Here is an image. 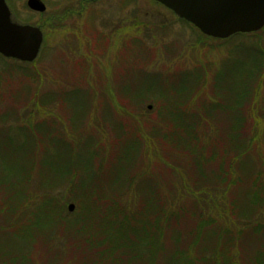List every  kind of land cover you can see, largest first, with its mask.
Listing matches in <instances>:
<instances>
[{"label": "rangeland", "instance_id": "374dc122", "mask_svg": "<svg viewBox=\"0 0 264 264\" xmlns=\"http://www.w3.org/2000/svg\"><path fill=\"white\" fill-rule=\"evenodd\" d=\"M48 2L58 15L43 29L39 59L0 61V264H209L205 252L253 264L264 252V33L201 39L149 0H99L83 8L78 0ZM180 110L188 115L177 128L171 111ZM236 125L251 164L238 168L244 178L219 183L215 173L232 171L227 165L238 151L230 146L239 140L226 135ZM187 128L196 142L183 136ZM125 142L132 155L123 152ZM257 170L263 192L251 202ZM44 172L54 177L40 178ZM95 193L104 203L85 220L81 206L95 207ZM47 199L56 206L49 205L51 220ZM169 209L175 216H160ZM131 215L129 227L140 232L137 258L98 230L107 224L110 233L120 226L125 232ZM249 219L263 231L258 247ZM87 221L86 231L75 227ZM143 229L154 240L152 257ZM250 230L245 250L235 240Z\"/></svg>", "mask_w": 264, "mask_h": 264}, {"label": "water", "instance_id": "95a60500", "mask_svg": "<svg viewBox=\"0 0 264 264\" xmlns=\"http://www.w3.org/2000/svg\"><path fill=\"white\" fill-rule=\"evenodd\" d=\"M191 24L202 35L225 40L236 34L258 32L264 27V0H154ZM29 7L43 12L38 0ZM43 37L40 29L20 26L10 20L9 11L0 0V55L22 63H32L38 56ZM73 205L68 211L72 212Z\"/></svg>", "mask_w": 264, "mask_h": 264}, {"label": "trees", "instance_id": "16d2710c", "mask_svg": "<svg viewBox=\"0 0 264 264\" xmlns=\"http://www.w3.org/2000/svg\"><path fill=\"white\" fill-rule=\"evenodd\" d=\"M260 33H264V30H262L261 32H259V33H256V34H253V35H250V36H257V35H259ZM202 38L201 39H205V37H203V36H201ZM242 37H245V36H243V35H237V36H234L233 38H231V39H229V40H226V41H230V40H232V39H235V40H239V39H242ZM250 50H252V49H250ZM253 51V50H252ZM1 60H2V62H7V60H4V59H2L1 58ZM259 60V59H258ZM9 62V61H8ZM260 64H262V63H260V61H259V63H256L255 65H253V67L255 68H259V66H260ZM88 66V68H93V67H90L89 65H87ZM92 66V65H91ZM19 68V67H18ZM243 70V69H242ZM247 71H249V72H251V71H253V68H252V65L248 68V70ZM246 73V71H243V74H242V77L244 76V74ZM182 87L183 86H181V89H182ZM245 92H246V89L245 90H243L241 93H238L237 94V98H239V97H242L244 94H245ZM42 104H45V103H42ZM30 113H32V112H30ZM125 113V112H124ZM171 113L173 114L172 115V117L170 118L171 120H173L174 121V123H177V128H178V125H182V121L184 120V118H185V116H187L188 115V113L187 114H185L184 112H182V110H180L179 112L178 111H171ZM177 113H179L180 115H177ZM34 114V113H33ZM173 118V119H172ZM5 120H8V118H5ZM121 122V121H120ZM131 123H133L132 121H131ZM130 125V124H129ZM134 128H136V129H141V126H138V123H134ZM133 126H132V129H133ZM40 128H44L43 126H40ZM235 129L237 128V125H236V127H234ZM36 129V128H35ZM158 129L160 130V127H158ZM182 129H185L184 127H182ZM239 130V129H238ZM238 130L236 129V130H234V129H231V132L229 133V134H226V135H228V137L227 138H229L230 140H232V141H237V140H239V142L240 143H235L233 146H230V147H238V151L236 152V154L234 155V157L235 158H233V160H231V162H230V164L229 165H227V167H229V168H232V171H228L227 169H225L224 167H221L220 168V170H218L216 173H218V174H216L215 173V175H216V178H218V181H219V183L221 182V183H223V184H227V182H229V181H231V180H233V182L235 181V179L236 178H238V177H240L241 175L243 176L246 172H245V170H241V175H240V173H239V171H238V168L240 169V168H243L246 164L245 163H247V164H251V162L249 161L250 159H247L245 156H244V151H245V149H246V142H245V140H242V138H239V137H237V135H236V133L238 132ZM192 131H193V129H191L190 128V130L187 128L184 132H183V136H185V137H187V139H189V140H191L192 142H196L195 140H193L191 137H190V135L192 136ZM42 132H44L43 130H42ZM178 136H180L179 134H178ZM177 136V137H178ZM209 136V135H208ZM216 136H218V135H216ZM6 138V142L9 144L10 143V137H5ZM225 138H226V136H225ZM227 138H226V140H227ZM149 140L150 139H148L147 141H146V143H147V145L149 144ZM241 140L243 141V142H241ZM125 141H127V139L125 140ZM216 141V143H219L220 141L219 140H215ZM179 145H184V143H182V142H177ZM125 147L123 146V148H124V150H123V152L124 151H126L128 154H131V152H132V150H130V147H131V145H127V143L125 142ZM216 147H217V144H216ZM230 147H227L226 146V148L224 147V150L225 149H227V151H225L226 152V155L225 156H230V153H231V150H230ZM134 148L135 149H137V147L136 146H134ZM217 149V148H216ZM188 150V147H187V149H186V151ZM10 152V151H9ZM142 152H143V150H142ZM128 154H127V156H128ZM132 154H133V152H132ZM131 154V155H132ZM130 155V156H131ZM218 155V153L216 152V156ZM221 155H223V154H221ZM221 155H220V157H221ZM230 159V158H229ZM229 159H226V161L227 160H229ZM225 161V162H226ZM224 162V163H225ZM227 163V162H226ZM225 163V164H226ZM52 166V165H51ZM233 166H235L237 169L236 170H233ZM20 168H21V170L20 171H22V176L23 177H25V178H27L28 177V174H27V172L24 170V167L22 166V165H20L19 166ZM245 169H248L249 167H247V165L244 167ZM233 171H235L236 172V174L235 175H232V177H230L229 176V173H231V172H233ZM259 174H261L260 172H259ZM259 174H258V170H257V172H256V176L254 175V178L252 179V181H251V187L253 188V191H251V194H250V201L251 202H255L256 201V194L258 193V191L261 193V192H263V191H261V187L259 186V180L261 179V177L259 178ZM40 178L41 177H46V179L48 180L49 178H51V177H54V175H52L51 173H48V172H44V173H42V174H40V176H39ZM56 177V176H55ZM243 178H244V176H243ZM28 180V179H27ZM26 180V181H27ZM42 187L44 186V185H41ZM45 187H48V189H51V188H49V187H51V186H48V183H47V186H45ZM43 190H47V189H43ZM196 191H200V189L199 190H197L196 189ZM23 193V192H22ZM48 194H49V192H48ZM91 194V193H90ZM89 194V195H90ZM35 195H37L38 196V193H35ZM87 195V194H86ZM117 197H114V199L113 200H115ZM87 199V198H86ZM236 199V198H235ZM48 201V203H47V209H46V212H48L47 210L49 209V212H48V214L50 215V220L51 219H53V216H51V213L53 212V210H50V208H49V205L50 204H52V203H50V199H47ZM112 200V199H111ZM112 200V201H113ZM251 202H249L250 204H251ZM87 203V204H86ZM88 203L89 202H84V204L81 206V208L82 209H85L86 210V213L87 214H84L83 215V219L85 218V220L86 219H88L89 217H90V219L92 220V216L95 214V216H97V206L98 205H100V203H104V198H102V196L101 195H99V194H96L95 193V202H93V203H96L97 205H95V207H92V209H90L89 207H88ZM92 203V204H93ZM113 203H115V202H112V204ZM90 204V203H89ZM53 205V204H52ZM118 205V204H117ZM54 207H56L55 206V204L53 205ZM85 207V208H84ZM158 207V204H156V208ZM117 208H118V206H117ZM244 208H245V206H244ZM234 209V211L236 210V208H233ZM60 211V210H59ZM111 211H112V208H111ZM111 211H110V213H111ZM238 211V210H237ZM243 210H241V211H239L238 212V216H239V214L242 212ZM55 212V211H54ZM61 212V211H60ZM89 214H91L92 216H90ZM144 214H145V212H144ZM171 214H173L174 215V212H172L170 209L169 210H166V213L164 212V215L163 214H161L160 216H165L166 217V215H171ZM146 215V214H145ZM74 216H76V214L74 215ZM159 216V218H157V216L155 217V223H157L158 224V226H160V224H162L161 223V217ZM175 216V215H174ZM60 217H62L61 216V214H60ZM134 218V216H127L125 219V223L127 224V227H129V224H130V222H132V219ZM245 222V221H244ZM246 222H247V224L248 225H250V224H252L251 226H252V228L253 227H257V228H255V230H252L253 232H255V234H257L258 236H255L257 239H258V242H257V244H254V246H256V247H258V244H260V242H262L263 241V237H262V233H263V231L262 230H259L258 229V226H257V223H255V220H252V219H249V220H246ZM35 224H38V221L36 220L35 222H34ZM124 223V224H125ZM205 225H201V228H205V227H207L208 226V222H206L205 221ZM254 223V224H253ZM88 224H90L89 223V221H87V224H85V225H83V226H79V225H77V226H75V227H78V230L79 231H86L87 230V225ZM236 225H240V223H235ZM67 225V224H66ZM106 226V227H105ZM105 226H102V228L101 227H99L98 228V230H99V233H100V235H101V237L103 238V240L105 239V241L106 242H112V243H115L114 245H115V249H117L118 248V246L119 247H125V248H127V249H130V251H132V256L133 257H135V258H137V257H140V251H138L139 250V245H136L135 244V238L137 237L136 235L137 234H139L140 232L138 231V232H135V229H132L131 227H129V230H125V232H124V227H122V226H120V228H116V230H115V232H113V233H110L111 232V227L109 226V225H105ZM139 226H140V224H139ZM141 226H142V222H141ZM157 226V225H156ZM157 226V227H158ZM231 226H233V224L231 225ZM143 227V226H142ZM140 230H141V227H138ZM71 229V228H70ZM150 229V228H149ZM258 229V230H257ZM144 230V231H143ZM142 230V232H143V234L141 233V235L140 236H144V232H145V236H147L148 237V239H149V241H148V245H149V247H147V253H148V256H150V257H152V251L150 252L149 251V249H151L152 247H154V245L152 244V241H154V240H152V239H150V237H152L151 235H148L147 234V232H146V230L145 229H143ZM226 231V233H228V236H230L231 237V234H232V232H233V230L230 228V231L229 230H225ZM250 234H251V230L250 231H247L246 232V234L245 233H243V232H239V236L236 238V242H237V244H243L244 243V239L245 238H248V237H251L250 236ZM243 235V238L241 237ZM132 238H134V240H131ZM252 238V237H251ZM142 241H143V239H142ZM123 246H122V245ZM244 245V247H245V244H243ZM138 249V250H137ZM245 250H246V247H245ZM244 250V251H245ZM251 251H252V249H250ZM146 253V254H147ZM242 256H243V254H241ZM203 256H209V257H205L203 260L205 261V262H207V263H209V264H236V262L234 261V259H235V257L233 258V257H229V256H226V258L223 256L222 257V259H221V257L219 256V255H215L214 253L213 254H211L210 255V253L209 252H205L204 254H203ZM253 264H264V252H262V251H259L254 257H253Z\"/></svg>", "mask_w": 264, "mask_h": 264}, {"label": "flooded vegetation", "instance_id": "af4514ba", "mask_svg": "<svg viewBox=\"0 0 264 264\" xmlns=\"http://www.w3.org/2000/svg\"><path fill=\"white\" fill-rule=\"evenodd\" d=\"M29 1L30 0H4L7 9L9 11L10 14V19L13 23L15 24H19V25H31V26H35L40 28L41 30H47L50 29V26L53 23V19L57 18L58 15V11L57 10H52V3L48 2V0H38L39 2H41V4L44 7V11L40 12L37 10H34L32 8L29 7ZM95 1H99V0H78L79 4L81 5V7L83 8L84 6H95ZM150 4H153L155 6H158L160 8H163L162 6H160L159 4H156L154 2H152L151 0H149ZM19 3L20 6L22 7V11L19 7ZM164 10H166L165 8H163ZM71 10H68L66 13L68 14V12H70ZM167 12H169L168 10H166ZM24 12V13H28V16L30 18H32V20H36L34 22L31 21H21L20 20V13ZM170 14H172L171 12H169ZM173 15V14H172ZM174 17V16H173Z\"/></svg>", "mask_w": 264, "mask_h": 264}]
</instances>
